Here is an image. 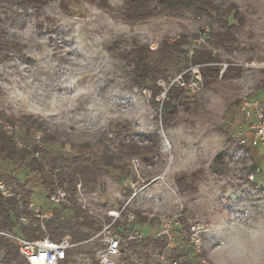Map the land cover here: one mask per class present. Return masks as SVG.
<instances>
[{"label":"rangeland","instance_id":"374dc122","mask_svg":"<svg viewBox=\"0 0 264 264\" xmlns=\"http://www.w3.org/2000/svg\"><path fill=\"white\" fill-rule=\"evenodd\" d=\"M216 1L224 7L234 4L246 19L237 32L239 47L232 52L216 51L223 69L241 67L242 74L221 78L211 88L186 85L185 105H180L164 127L162 101L166 93L154 100L148 89L134 85L131 67L121 53L139 42L149 44L155 56L164 40L173 41L182 34L191 37L187 48L192 52L218 28L208 17L184 11L131 24L121 18L123 0H110L108 9L67 0L69 11L61 0L41 8L0 0V122L17 146L36 144L42 148L39 156L46 159L48 170L49 160L72 158L84 151L83 145L89 146V156L105 151L112 155L113 165L100 162L95 183L78 184L77 205L94 219V228L101 229H83L95 238L80 241L69 264H98L99 253L106 246L102 240L106 228L108 235L121 239L117 264H163L157 254L164 252L165 242L154 238L159 215L174 214L180 202L191 222L205 223L210 214L227 215L222 198L238 188L233 183L235 174L225 161L215 164L214 160L219 153L225 157L234 145L241 101L264 98V0ZM230 20L234 22L232 16ZM192 68L180 60L170 66L169 80L184 85L180 77L189 70L193 77ZM161 84L169 88L167 81ZM28 117L43 123L34 129V133H42L39 144L26 134L24 121ZM122 125L126 129H121ZM146 144L155 148L151 157L134 154L131 145ZM195 171L202 172L194 189L180 191L176 176ZM0 178L20 195L19 207L31 213L22 214L13 231H4L23 233V227L40 225L51 237L48 222L75 227L73 201L68 197L60 203L52 201L39 173L0 156ZM125 204L128 213L137 216L135 221L128 222L122 215L118 226L114 222L108 228L113 221L110 212ZM252 210L255 214L250 224L264 219V205L256 203ZM135 225L142 227L146 238L132 244L126 238ZM178 232L179 244L166 253L164 264L198 258L189 247L185 230ZM67 233L63 239L72 240ZM0 264L21 263H7L0 249ZM219 264H234V260L224 255Z\"/></svg>","mask_w":264,"mask_h":264},{"label":"trees","instance_id":"16d2710c","mask_svg":"<svg viewBox=\"0 0 264 264\" xmlns=\"http://www.w3.org/2000/svg\"><path fill=\"white\" fill-rule=\"evenodd\" d=\"M20 5H31L41 8L48 5L54 0H11ZM67 0H61L62 7L69 11ZM76 2L84 1L96 5L102 9L110 7V0H75ZM125 9L121 18L131 24L143 22L159 15H177L184 11H192L198 16L208 17L212 23L218 26L207 37L203 44L194 49L192 52L187 48L190 42V36L187 34L180 35L173 41L164 40L156 50V55L149 44L136 42L130 49L121 53V57L128 62L131 67L130 73L134 85L141 89H148L154 100L166 93V99L163 102L162 122L164 127L169 124L173 114L179 112L180 105H185L183 98L186 95V85L192 80V71L189 70L181 75V81L169 80L170 66L177 64L180 60H185L191 66L198 67L202 82L201 85L206 88L213 87L221 78H227L231 74H242V68L229 65L223 69L222 58L218 49H224L232 52L239 47V38L237 32L244 28L246 19L234 5L230 4L224 7L216 0H123ZM232 16L233 21L230 20ZM3 37L0 34V48L3 46ZM211 46V47H210ZM161 81H167L169 88L161 84ZM26 134L34 136V129L41 128L43 123L39 119L32 117L24 121ZM121 129H126L125 125ZM35 141V140H34ZM84 151L74 155L72 158L61 156L59 159L49 160L51 169H47L46 159L39 156L43 149L36 144L33 147L24 146L19 148L13 137L7 132L4 125L0 122V156L6 160L25 167L30 172H36L41 175L42 183L51 193L58 186L64 189L67 197L73 201V210L75 218V227L66 223L54 225L52 222L46 224L54 240H62L68 235L67 230L72 235L73 242H80L91 238V233L84 232L83 229L98 231L94 228V219L88 211L77 205L75 194L80 182L95 183L99 177L101 161L107 165H113L112 155L107 151L99 156H89L86 150L88 145H83ZM134 154L143 159L151 157L155 148L152 144L131 145ZM215 164L224 163V153H219L214 160ZM202 171H195L190 175L183 173L176 176L175 181L180 191L194 189V185L200 177ZM190 178V181L188 179ZM22 214L30 215L27 209H21L15 198H4L0 194V230L13 231ZM143 220L145 217H141ZM134 222V221H133ZM119 221L115 222L118 226ZM186 228V227H185ZM184 228V229H185ZM21 234L30 239L44 236L46 233L40 225L34 228L23 227ZM190 247V246H189ZM191 248V247H190ZM0 249L5 253L7 263L20 262L28 264L20 255L16 244L11 240L0 235ZM192 249V248H191ZM194 252V251H193ZM195 253V252H194ZM199 257V255H198ZM180 260V259H178ZM180 264H188L180 260Z\"/></svg>","mask_w":264,"mask_h":264},{"label":"built area","instance_id":"2783aa9c","mask_svg":"<svg viewBox=\"0 0 264 264\" xmlns=\"http://www.w3.org/2000/svg\"><path fill=\"white\" fill-rule=\"evenodd\" d=\"M194 70L193 80L187 85L191 89L197 88L202 82L198 67ZM240 127L234 135V145L225 154V164L234 172V185L238 188L224 193L223 206L229 219L238 223H250L253 221L252 210L256 203L264 205V98H244L240 103ZM34 138L37 144L42 141V133L35 132ZM80 187V185H79ZM0 194L4 198H15L18 206L22 207L20 195L0 178ZM67 193L56 186L51 195V200L57 203L66 201ZM257 199H259L257 201ZM129 205L125 204L117 211L110 212L113 221L108 228L122 215L128 222L136 219L135 213H128ZM159 231L154 238L165 242L164 252L157 254L160 262H166L167 252L178 246L179 232L185 230L187 241L192 250L199 255L196 260L188 264H212L203 255L208 228L203 223L188 221L184 214V205L179 203L177 210L172 215L158 216ZM186 227V228H185ZM185 228V229H184ZM106 228L103 233L106 246L99 253L98 264H117V257L121 254V239L108 235ZM0 235L11 240L17 245L20 255L28 264H69L73 249L80 243L72 240H54L47 233L39 238L30 239L21 233L0 230ZM101 235H98L100 237ZM95 237L91 238L94 239ZM146 238L144 230L139 225L130 228L126 240L129 243H137ZM180 260L174 259L170 264H180ZM138 264H143L139 262Z\"/></svg>","mask_w":264,"mask_h":264},{"label":"crops","instance_id":"0c3cea01","mask_svg":"<svg viewBox=\"0 0 264 264\" xmlns=\"http://www.w3.org/2000/svg\"><path fill=\"white\" fill-rule=\"evenodd\" d=\"M204 253L212 264L224 255L234 264H252L264 253V219L254 224L231 221L224 213L208 215Z\"/></svg>","mask_w":264,"mask_h":264},{"label":"clouds","instance_id":"9594fccd","mask_svg":"<svg viewBox=\"0 0 264 264\" xmlns=\"http://www.w3.org/2000/svg\"><path fill=\"white\" fill-rule=\"evenodd\" d=\"M252 264H264V253H261L260 259L253 261Z\"/></svg>","mask_w":264,"mask_h":264}]
</instances>
